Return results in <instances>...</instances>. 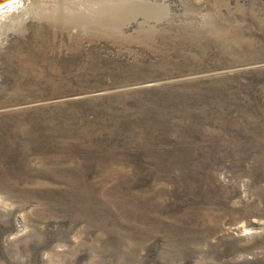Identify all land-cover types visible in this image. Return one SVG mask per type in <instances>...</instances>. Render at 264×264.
<instances>
[{"label":"rangeland","instance_id":"1","mask_svg":"<svg viewBox=\"0 0 264 264\" xmlns=\"http://www.w3.org/2000/svg\"><path fill=\"white\" fill-rule=\"evenodd\" d=\"M99 1L0 17V264H264V0Z\"/></svg>","mask_w":264,"mask_h":264},{"label":"bare ground","instance_id":"2","mask_svg":"<svg viewBox=\"0 0 264 264\" xmlns=\"http://www.w3.org/2000/svg\"><path fill=\"white\" fill-rule=\"evenodd\" d=\"M9 0H0V17H5V15L9 14L13 9V4H20L19 6L21 7L22 11H25L27 5L29 4H34V0H11L9 4L3 6L4 4H6ZM3 6V7H2ZM126 6V1L122 0L120 3H114L111 5H108V3H105L104 1H99L98 2V14L99 15V21L97 20V22L99 23V25H103L106 21V17H100V15H104V16H108L110 14H118L120 12L123 13V8ZM58 7V6H57ZM57 9L53 11H50L48 13H44L46 16H48V18L52 21H57L58 20V16H57ZM138 9L146 12L149 11L148 8L145 9V7H139ZM14 12V10H13ZM46 18V17H45ZM82 19H84L86 22L88 21V16L84 15L82 17ZM90 21L92 22V20L90 19Z\"/></svg>","mask_w":264,"mask_h":264},{"label":"water","instance_id":"3","mask_svg":"<svg viewBox=\"0 0 264 264\" xmlns=\"http://www.w3.org/2000/svg\"><path fill=\"white\" fill-rule=\"evenodd\" d=\"M10 1H11V0H9V1H8L6 4H4L3 6H5V5L9 4V3H10ZM3 6H2V7H3Z\"/></svg>","mask_w":264,"mask_h":264}]
</instances>
